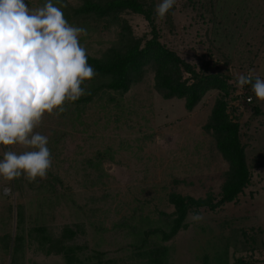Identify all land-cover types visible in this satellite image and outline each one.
I'll list each match as a JSON object with an SVG mask.
<instances>
[{
	"label": "rangeland",
	"instance_id": "obj_1",
	"mask_svg": "<svg viewBox=\"0 0 264 264\" xmlns=\"http://www.w3.org/2000/svg\"><path fill=\"white\" fill-rule=\"evenodd\" d=\"M26 2L39 7L44 0ZM65 2V19L87 29L80 42L88 55L105 58L127 37H150L142 15L75 16L81 0ZM144 2L155 13L161 0ZM154 22L160 41L197 70L231 77L236 90L227 110L239 123L248 185L217 208L191 209L187 226L165 238L176 217L171 192L219 198L229 164L206 125L222 92L208 90L187 110L184 99L155 90L151 65L127 91L108 89L109 77L95 75L81 97L91 100L68 103L59 117L45 114L34 129L49 140L47 177H0V264L12 257L18 264H70L63 253H45L44 235L73 247L72 264H154L152 247L166 249L164 264H264V101L248 86L235 87L240 75L264 79V0H176ZM65 226L72 236H62ZM6 243L21 247L13 254Z\"/></svg>",
	"mask_w": 264,
	"mask_h": 264
},
{
	"label": "clouds",
	"instance_id": "obj_2",
	"mask_svg": "<svg viewBox=\"0 0 264 264\" xmlns=\"http://www.w3.org/2000/svg\"><path fill=\"white\" fill-rule=\"evenodd\" d=\"M175 4L161 0L155 7L157 19ZM66 7L65 0H44L39 7L26 0H0V177L6 181L23 177L32 183L47 177L52 166L49 140L34 129L45 114L59 117L68 103L84 96L86 82L96 75L80 42L87 29L65 19ZM246 85L264 101V79L251 74L236 78L238 90ZM14 145L26 150L8 147Z\"/></svg>",
	"mask_w": 264,
	"mask_h": 264
},
{
	"label": "trees",
	"instance_id": "obj_3",
	"mask_svg": "<svg viewBox=\"0 0 264 264\" xmlns=\"http://www.w3.org/2000/svg\"><path fill=\"white\" fill-rule=\"evenodd\" d=\"M123 11L142 15L150 25V37L143 41L140 38L127 37L120 47L110 48L105 58L87 54L88 63L94 68L96 75L109 77V81L104 84L105 87L111 90L127 91L132 83L141 78L145 68L151 65L154 67L155 90L164 98L184 99L187 110H191L208 90L217 89L222 92V96L215 101L206 129L213 132L216 147L229 164L226 179L218 199L210 193L204 198L183 196L175 192L169 194L168 199L174 205L176 215L169 232L163 235L169 238L179 229L187 226L184 220L191 209L217 208L225 202L234 200L249 183L250 171L245 159L244 145L239 137V123L236 116L230 115L227 110L228 98L236 89L229 75L199 71L174 49L162 43L154 22L155 13L144 0H81V3L72 9L75 16H93L97 19L117 18V15ZM247 86L251 90V85ZM249 93L256 98L252 90ZM245 94L248 92L246 91ZM89 100H91V95L80 98L75 103ZM38 230L45 231L43 227ZM62 232V236L73 234L68 226H65ZM40 244H43L46 254L63 253L67 262L73 263L72 259L75 258L73 247L62 245V238L44 235ZM11 247L13 254H16L21 245L18 243L12 246L6 243L5 248L11 249ZM165 250L163 247L150 248V252L155 255L152 259L154 264H164ZM10 264H18L17 257H12Z\"/></svg>",
	"mask_w": 264,
	"mask_h": 264
},
{
	"label": "built area",
	"instance_id": "obj_4",
	"mask_svg": "<svg viewBox=\"0 0 264 264\" xmlns=\"http://www.w3.org/2000/svg\"><path fill=\"white\" fill-rule=\"evenodd\" d=\"M241 95V94H240ZM252 101V98L250 97V96H247V98H246V102L247 103H249V102H251Z\"/></svg>",
	"mask_w": 264,
	"mask_h": 264
}]
</instances>
